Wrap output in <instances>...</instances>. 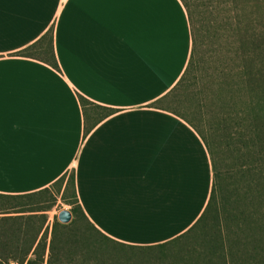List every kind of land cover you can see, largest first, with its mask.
Listing matches in <instances>:
<instances>
[{
	"label": "crops",
	"instance_id": "0c3cea01",
	"mask_svg": "<svg viewBox=\"0 0 264 264\" xmlns=\"http://www.w3.org/2000/svg\"><path fill=\"white\" fill-rule=\"evenodd\" d=\"M50 31L59 70L19 54ZM191 53L181 0H0V193H33L72 173L107 236L152 245L187 231L209 201L212 160L164 102Z\"/></svg>",
	"mask_w": 264,
	"mask_h": 264
},
{
	"label": "trees",
	"instance_id": "16d2710c",
	"mask_svg": "<svg viewBox=\"0 0 264 264\" xmlns=\"http://www.w3.org/2000/svg\"><path fill=\"white\" fill-rule=\"evenodd\" d=\"M181 1L188 12L192 53L184 74L166 99L195 77L199 26L188 0ZM253 38L241 36L239 40L238 51H248V59L236 75L248 99L235 101V107H239L231 112L236 131L229 135L228 146L231 148L235 139L247 150H258V159L240 168L220 167L215 148L204 132L188 116L172 110L202 137L213 167L209 201L187 231L159 244L117 241L104 234L85 214L75 176L71 174L64 183L63 175L52 187H57L64 198L72 199V220L61 223L56 218L50 242L48 230H44L46 216L40 215L48 208L40 206L39 195L51 187L28 194L0 193V214H4L0 215V264H264V42L256 43ZM45 41L52 55L50 65L59 70L51 31L19 54L33 57L34 50L39 46L43 49ZM246 42L253 47L246 49ZM214 83L222 85L220 76ZM79 99L83 107L90 103L81 94Z\"/></svg>",
	"mask_w": 264,
	"mask_h": 264
},
{
	"label": "rangeland",
	"instance_id": "374dc122",
	"mask_svg": "<svg viewBox=\"0 0 264 264\" xmlns=\"http://www.w3.org/2000/svg\"><path fill=\"white\" fill-rule=\"evenodd\" d=\"M188 2L199 26L195 77L188 85H183L177 92L171 93L164 104L171 110L188 116L204 132L215 148L220 167L240 168L259 157L258 150H247L235 139L232 140L233 146L231 148L228 146L231 139L229 135L236 131L233 129L234 113L231 112L239 107V105L235 107V101L239 102L240 98L243 101L248 99L244 87L240 89L239 78L236 75L248 59L246 56L248 51L246 53L238 51L239 40L241 36L247 37L248 40L254 37L256 43L263 44L264 0H188ZM42 45L43 49L39 46L34 53L46 59L51 58L47 41ZM251 46L253 47L250 42H246V49ZM223 70H226L224 75ZM230 72L231 75L227 74ZM219 76L222 85L218 83L214 85ZM228 113L232 115V119ZM71 174L66 175L64 183L69 180ZM56 188L51 186L50 191L41 192L39 195L42 204L40 206L48 208L46 211H40V215L46 216L44 230H48V242L54 220L57 218L59 221L58 216L62 210L71 211L72 208L70 204L72 199L64 198Z\"/></svg>",
	"mask_w": 264,
	"mask_h": 264
},
{
	"label": "snow or ice",
	"instance_id": "6c2138e0",
	"mask_svg": "<svg viewBox=\"0 0 264 264\" xmlns=\"http://www.w3.org/2000/svg\"><path fill=\"white\" fill-rule=\"evenodd\" d=\"M113 4H138V3H150L153 0H107ZM39 59V57H38ZM15 89V86H12ZM4 90L5 82L2 73H0V164L3 162V116H4Z\"/></svg>",
	"mask_w": 264,
	"mask_h": 264
},
{
	"label": "water",
	"instance_id": "95a60500",
	"mask_svg": "<svg viewBox=\"0 0 264 264\" xmlns=\"http://www.w3.org/2000/svg\"><path fill=\"white\" fill-rule=\"evenodd\" d=\"M58 218L61 223H69L72 220V212L66 209L62 210L59 213Z\"/></svg>",
	"mask_w": 264,
	"mask_h": 264
}]
</instances>
